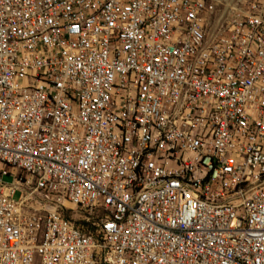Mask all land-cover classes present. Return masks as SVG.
<instances>
[{
  "label": "built area",
  "instance_id": "1",
  "mask_svg": "<svg viewBox=\"0 0 264 264\" xmlns=\"http://www.w3.org/2000/svg\"><path fill=\"white\" fill-rule=\"evenodd\" d=\"M0 264H264V0H0Z\"/></svg>",
  "mask_w": 264,
  "mask_h": 264
},
{
  "label": "rangeland",
  "instance_id": "2",
  "mask_svg": "<svg viewBox=\"0 0 264 264\" xmlns=\"http://www.w3.org/2000/svg\"><path fill=\"white\" fill-rule=\"evenodd\" d=\"M2 180L4 182H11L12 176L11 175H3ZM13 196L16 198L18 196V191H16Z\"/></svg>",
  "mask_w": 264,
  "mask_h": 264
}]
</instances>
